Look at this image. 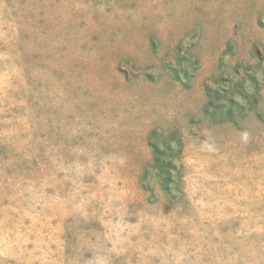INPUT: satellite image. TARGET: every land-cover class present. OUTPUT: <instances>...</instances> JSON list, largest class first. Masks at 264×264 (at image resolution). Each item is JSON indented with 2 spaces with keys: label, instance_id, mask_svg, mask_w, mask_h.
Wrapping results in <instances>:
<instances>
[{
  "label": "rangeland",
  "instance_id": "obj_1",
  "mask_svg": "<svg viewBox=\"0 0 264 264\" xmlns=\"http://www.w3.org/2000/svg\"><path fill=\"white\" fill-rule=\"evenodd\" d=\"M0 264H264V0H0Z\"/></svg>",
  "mask_w": 264,
  "mask_h": 264
},
{
  "label": "trees",
  "instance_id": "obj_2",
  "mask_svg": "<svg viewBox=\"0 0 264 264\" xmlns=\"http://www.w3.org/2000/svg\"><path fill=\"white\" fill-rule=\"evenodd\" d=\"M234 104H235V100L233 98H229L225 101H216V102H213L211 104V111L207 113V116H210L212 118H215V119H222V118H226L227 116H229L231 113H232V109L234 107ZM154 151L156 153L157 152V149L154 148ZM165 174L168 175V171H164ZM169 182L170 180L167 178L166 181H164L163 183H161V189H162V194L167 197L168 200L172 201L174 200L173 198H175V195L172 194V189L171 187L169 186ZM151 191L149 190V193ZM177 192V190H176ZM152 194V192L150 193ZM150 196V195H149ZM149 200H150V197H149Z\"/></svg>",
  "mask_w": 264,
  "mask_h": 264
}]
</instances>
